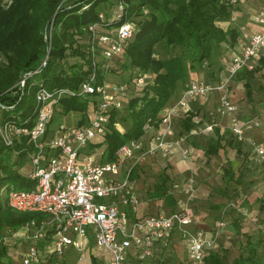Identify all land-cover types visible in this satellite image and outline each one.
I'll list each match as a JSON object with an SVG mask.
<instances>
[{
	"label": "built area",
	"instance_id": "1",
	"mask_svg": "<svg viewBox=\"0 0 264 264\" xmlns=\"http://www.w3.org/2000/svg\"><path fill=\"white\" fill-rule=\"evenodd\" d=\"M127 8L126 1L119 0L109 10H102L97 22L89 26L88 52L94 72L77 91L41 87L36 92L33 118H0V164L3 149L23 145L20 152H27L31 165L28 179L33 184L30 189H6L7 207L19 214L43 217L39 222L32 220L27 234L28 252L22 264H41V242L50 243L48 251L52 257H62L75 249L85 259L83 252L88 239H92L96 248L109 256L108 264L159 262L174 232L180 235L192 264H204L212 247L204 230L192 229L195 214L189 206L177 212L135 218L142 201L133 189L131 176L136 167L157 154L180 155L184 161L192 157L188 136L176 133V119L190 114L193 101L207 99L215 91L220 92L222 113L233 115V135L244 140L245 129L236 116L238 108L231 101L230 84L241 71L253 69L259 60L264 48V7L258 17L260 30L232 57L227 75L219 83L190 81L180 100L166 106L155 123L146 125L141 139L125 144L115 161L103 164L104 150L92 146L104 141L111 113L124 108L131 90H142L153 83L150 74L134 70L132 82H110L105 78L103 84H97L98 71L108 73L113 62L124 55L126 44L136 31V23L127 20ZM65 97L88 101L82 124L54 125V113ZM192 121L199 124L200 118L193 116ZM249 123L260 126L258 121ZM214 127L211 123L205 131L211 132ZM255 149L264 162V147L255 145ZM183 191L190 201L196 192L193 176L187 178ZM262 231L264 235V225Z\"/></svg>",
	"mask_w": 264,
	"mask_h": 264
},
{
	"label": "trees",
	"instance_id": "2",
	"mask_svg": "<svg viewBox=\"0 0 264 264\" xmlns=\"http://www.w3.org/2000/svg\"><path fill=\"white\" fill-rule=\"evenodd\" d=\"M117 1L119 0H10V3H6L5 0H0L2 120L16 115L23 119L33 118L37 108L36 92L41 87L51 90L79 89L94 72L88 52L91 45L88 28L97 22L99 13L106 6L111 7ZM125 1L128 5L127 20L136 23V31L127 42L124 55L113 62L108 73L98 71L97 84H103L105 78L117 71H130V80L127 82H132L134 70L150 74L153 83H149L142 90H132L133 94L124 108L111 113L104 141L92 146L93 149L104 150L101 160L103 164L115 161L122 146L145 135L146 125L155 123L161 111L171 105L178 83H186L191 72L211 66L216 50L223 49L224 44L234 47L239 37L235 29L225 30L220 25L230 19L232 8L229 1ZM160 48L166 51V55L160 53ZM247 91L250 94L249 87ZM88 107V101L83 98H63L54 113V125L66 123L64 121L72 113L80 114L78 124H82ZM184 120L185 131L180 134L187 135L189 139L197 124L193 123L190 114L184 115ZM122 122L130 123V128L124 133L117 128V124ZM233 139L235 143L242 142L236 137ZM219 146L220 144H210L208 154H216ZM22 149L23 145H16L2 150L1 237L11 229L15 232L28 230L32 220L39 222L43 218L40 214L13 212L1 198V191L4 189H30L33 186L28 179L29 173L26 177L18 172L21 162L27 157V152H20ZM7 151L11 154L5 157ZM16 152H20L17 156L19 159L9 163L10 155H15ZM138 167L134 169L132 181L143 173L142 168ZM170 181V175H164L155 184L150 197L163 200L168 207L175 208L178 202L168 191ZM1 241L0 264H9L6 261L8 250ZM49 244L41 242L39 248H47ZM258 244L248 241L246 254L232 263L219 253L208 252L204 264H264V252L261 255L258 253L261 246L260 242ZM93 264H96L95 260Z\"/></svg>",
	"mask_w": 264,
	"mask_h": 264
},
{
	"label": "crops",
	"instance_id": "3",
	"mask_svg": "<svg viewBox=\"0 0 264 264\" xmlns=\"http://www.w3.org/2000/svg\"><path fill=\"white\" fill-rule=\"evenodd\" d=\"M222 1L230 2L232 12L230 19L220 25L225 30L228 28L235 29L239 34L238 41L234 47L224 44L223 49L216 50L211 66L191 72L186 83H178L171 99V105L179 101L184 95L186 86L190 81L205 80L213 84L219 83L227 75V65L232 57L236 56L247 44L250 37L260 30L258 17L264 7V0H238L239 2L236 4L232 3L233 0ZM247 87L251 91L250 94H248ZM253 87H264V48L261 50L259 60L254 64L253 69L241 71L230 84V98L238 108L237 114L239 113L242 117H240V122L245 129V138L242 142H234L233 138L235 137L231 131L233 115L222 113L220 92L215 91L209 98L197 99L191 104L190 115L192 117L198 116L200 123L195 126V129L193 127L188 139V144L193 149V155L189 160L184 161L180 155L164 156L157 154L138 167L141 169L144 166L158 164L162 161L165 165H161L169 167L173 176L181 181L183 187L190 175L195 178L196 190L198 191L197 199L194 203L188 204L184 194L182 196V206L184 203L182 210L186 206L192 208L195 214V224L192 225V229L204 230L207 239L212 243L208 252L221 254L229 263L246 254L248 241L258 244L254 236L258 227L256 222L264 218V162L255 149V145L264 147V120L258 121L251 118L252 116L258 118L261 115L264 95L255 93ZM262 93L264 94V91ZM181 120H184V115L176 119L177 134H184L185 131L181 125ZM253 120L258 121L260 126L256 127L249 123ZM211 123L215 124V131L206 132V126ZM117 128L124 133L130 128V123H119ZM212 143L220 144L216 154H208L207 152ZM9 153L5 157H8ZM14 156L16 155L13 153L10 155L9 163H13ZM25 160H27V166L23 169L25 172L22 174L27 177L31 165L28 157ZM148 169L149 167L145 169L144 173H140V184L138 180H133V189L142 201L139 213L135 217L137 219L158 214H149L148 208L144 206L146 201L144 198L147 196L148 199L149 192L137 193V189L139 190V187L144 186L147 181V178L143 179V177H145L144 174ZM230 206L233 207L230 208ZM177 211L181 210L169 207L165 212ZM246 233L248 235H243ZM27 234V229H21L16 234V240L20 242L19 244L24 243L25 245L24 251L21 253L20 264L28 252ZM87 242V247L91 242L94 243L92 239H88ZM262 248L259 246L258 253L260 255ZM42 250L48 249L45 246L41 247V254ZM98 251L104 255V264H108L109 256L107 253ZM161 256V261L152 264H191L185 246L177 232H174L169 247L163 248ZM55 258L58 257L54 256ZM164 259H166L165 263Z\"/></svg>",
	"mask_w": 264,
	"mask_h": 264
},
{
	"label": "rangeland",
	"instance_id": "4",
	"mask_svg": "<svg viewBox=\"0 0 264 264\" xmlns=\"http://www.w3.org/2000/svg\"><path fill=\"white\" fill-rule=\"evenodd\" d=\"M6 3H10V0H5ZM110 6H106L104 9L109 10ZM160 53L165 54L166 55V51L164 49H159ZM170 53V52H169ZM168 53V54H169ZM167 54V55H168ZM130 76H131V72L127 71V72H113L110 74V76L108 77L109 81L112 82H119V81H124V80H130ZM254 92L255 93H259L260 95H264L262 92L264 91V87H253ZM133 91L131 90L129 93V96H132ZM125 111V110H124ZM13 115V113H11ZM10 114V115H11ZM17 116V115H16ZM240 114H237V118L240 120ZM242 118V117H241ZM244 118V117H243ZM252 119H257L258 121H260L261 119L264 120V106L263 109L261 110V115L258 118L255 117H251ZM80 119V114L78 113H72L68 116V118L64 121L69 125H77ZM181 125L182 127L185 126V120H181ZM8 153V151L6 152V154ZM11 154V153H9ZM14 160H16L18 157L14 156ZM19 159V158H18ZM13 160V162H14ZM27 160H24L21 162V165L19 166V173L21 175H23L22 173L25 172V167ZM164 164V162H160V163H154L152 165H148V166H144L142 168L143 173L145 172V169L147 167H149V169L146 171L145 177L147 178V181L145 182V185H141L139 187V190L137 189V193L138 192H143L144 193H148V199L147 196L144 198V200H146L144 202V206H146L148 208V213L149 214H156V213H166L165 211L169 208L163 200H156V199H152L150 197V192H152L154 190V186L156 183H158L162 177L164 175H170V177H172L170 183L168 184V191L169 193H171L172 195L175 196V198L178 201V205L175 207L176 210H182V207H184V203L182 206V196L184 195V191H183V186L181 185V181H179L175 176H173V172L170 170L169 167H163L162 165ZM165 165V164H164ZM22 171V172H21ZM133 180H140V177H134ZM141 181H139L140 184ZM5 193H6V189L1 191V198L5 201ZM197 193L198 191L196 190L194 196L191 198L190 201H188V204H192L195 202V200L197 199ZM187 201V198H186ZM233 206H230V208H232ZM234 209V208H233ZM236 210V208H235ZM257 224V230H256V235H254L256 237L257 242H260L262 248V253L264 252V235H263V231H262V226L264 225V218L259 219V221L256 222ZM8 231V230H7ZM249 233V232H248ZM16 234L17 232H15L13 229L10 230V232H5L3 237L0 236V239L2 240V245H5L7 250H8V259H6V261L9 264H20L19 261H21L22 258V252L24 251V243L21 245L19 244L20 242H18L16 240ZM243 235H248L243 234ZM44 249V248H42ZM48 249V247H47ZM85 259H81V255L77 250L75 249H71L69 251H67L65 253L64 256L62 257H58L54 259V255L53 257H51L52 255H50V253H48V250L43 251L42 250V262L41 264H93V260L96 261V264H104V255L100 254L99 251L97 250L96 246L94 243L91 242V244L85 249V251L83 252ZM51 257V258H50ZM166 260V259H165ZM165 263V262H164ZM166 264V263H165Z\"/></svg>",
	"mask_w": 264,
	"mask_h": 264
}]
</instances>
